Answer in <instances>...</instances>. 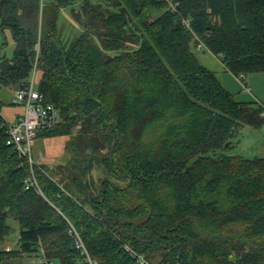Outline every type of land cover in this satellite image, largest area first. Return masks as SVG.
Wrapping results in <instances>:
<instances>
[{"label":"trees","instance_id":"1","mask_svg":"<svg viewBox=\"0 0 264 264\" xmlns=\"http://www.w3.org/2000/svg\"><path fill=\"white\" fill-rule=\"evenodd\" d=\"M65 8L83 26L66 40ZM0 16L16 44L0 56V244L19 233L0 264H264V157L227 153L264 103L238 100L197 53L264 72V0H0ZM38 44L59 123L37 137L72 153L53 170L7 143L2 113Z\"/></svg>","mask_w":264,"mask_h":264},{"label":"rangeland","instance_id":"2","mask_svg":"<svg viewBox=\"0 0 264 264\" xmlns=\"http://www.w3.org/2000/svg\"><path fill=\"white\" fill-rule=\"evenodd\" d=\"M79 8V5L77 6ZM60 24L63 31L64 40L72 38L77 32L83 30L82 24L77 22L71 15L70 9L65 8L62 11ZM15 38L12 31L9 28L3 30L1 27V16H0V56L6 55L8 58H12L15 50ZM200 60L209 68H211L220 78L221 82L227 90L232 92L238 100L244 102H253V105L264 103V72L260 73H250L249 75H244V78H238L234 76L230 71H228L222 61L212 55L210 52L204 49L198 52ZM35 87L38 88V81L36 80ZM4 97L3 106L8 102L12 101L13 90L8 89ZM15 120V119H14ZM43 136H39L33 141V155L34 158H39V154H48L47 141ZM63 139V138H62ZM65 143L66 139H63ZM57 141V140H56ZM63 145V146H62ZM53 161L58 163H51L48 166L53 167L56 165L66 163L72 157V153L69 150H65L64 144L62 142L55 143V147H52ZM228 154H240L245 157H264V124L259 127H253L246 125L241 129V134L238 139L234 140L233 146L228 149ZM93 176L98 181L101 176V171L95 169L93 171ZM101 175V176H100ZM122 184V183H121ZM18 231L14 230L10 238L4 243L0 244L1 248L14 249L18 248ZM18 261V260H16ZM20 264H42L41 258H31L28 260L18 261ZM36 262V263H35ZM58 264V263H57Z\"/></svg>","mask_w":264,"mask_h":264},{"label":"built area","instance_id":"3","mask_svg":"<svg viewBox=\"0 0 264 264\" xmlns=\"http://www.w3.org/2000/svg\"><path fill=\"white\" fill-rule=\"evenodd\" d=\"M46 0H42V4ZM202 44L199 45L201 47ZM37 55L33 66L30 83L23 89L13 92L12 103L22 105L24 111L13 121L6 120V133L8 144L14 146L20 157L29 159L31 165L36 164L33 158V141L43 129L52 128L59 123L58 109L54 104L45 100L44 95L35 87L37 80V67L39 61L40 46H36ZM29 184H37L35 176L28 179ZM76 245L86 254V246L78 233H76ZM132 254L141 262L147 263L143 255L131 250ZM90 264H97L96 260L89 258ZM47 264V263H46Z\"/></svg>","mask_w":264,"mask_h":264},{"label":"crops","instance_id":"4","mask_svg":"<svg viewBox=\"0 0 264 264\" xmlns=\"http://www.w3.org/2000/svg\"><path fill=\"white\" fill-rule=\"evenodd\" d=\"M38 76H39V73H38ZM23 111H24V107L22 105L12 104V101L11 102H8L6 105H4L2 107L3 116L8 121H13ZM62 138L63 137H48V138L45 139L47 141L48 151L50 152L48 154H51L52 155V152L54 150V149H52V147H55V143L62 142V144H65V143H63L64 142V140H63L64 138L63 139ZM48 154H45V155L43 153L42 154H39V158H37V159L34 158V159L36 160V162L43 163V164H51V163L52 164L53 163L55 164V163H58L57 161H53L54 160V159H52L53 157L50 156V155H48ZM33 157H34V155H33Z\"/></svg>","mask_w":264,"mask_h":264},{"label":"water","instance_id":"5","mask_svg":"<svg viewBox=\"0 0 264 264\" xmlns=\"http://www.w3.org/2000/svg\"><path fill=\"white\" fill-rule=\"evenodd\" d=\"M230 142L227 143V145L229 144Z\"/></svg>","mask_w":264,"mask_h":264}]
</instances>
